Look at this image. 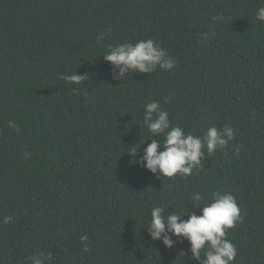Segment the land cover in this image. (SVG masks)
<instances>
[{"label":"trees","instance_id":"trees-1","mask_svg":"<svg viewBox=\"0 0 264 264\" xmlns=\"http://www.w3.org/2000/svg\"><path fill=\"white\" fill-rule=\"evenodd\" d=\"M261 6L0 0V264H30L41 252L46 264H200L187 240L166 247L145 224L154 206L199 215L193 193L202 204L217 190L231 192L241 210L226 232L237 248L232 264H264ZM102 32L109 34L98 41ZM149 38L174 69L113 79L103 58L109 47ZM76 71L88 80L59 78ZM154 100L185 132L202 136L228 124L235 137L211 155L205 149L202 167L187 178L157 177L137 160L151 139H164L143 123Z\"/></svg>","mask_w":264,"mask_h":264},{"label":"clouds","instance_id":"clouds-1","mask_svg":"<svg viewBox=\"0 0 264 264\" xmlns=\"http://www.w3.org/2000/svg\"><path fill=\"white\" fill-rule=\"evenodd\" d=\"M255 16L257 20L264 22V6L256 10ZM213 19L223 20V17ZM109 32L100 33L96 39L102 40ZM103 58L110 62L113 79L116 80H127L129 76L126 74L130 71L151 73L158 66L170 71L176 66V61L151 38L134 44L125 42L110 46ZM59 78L69 83L82 84L89 77L86 73L76 71L73 74H59ZM143 123L154 136L164 137L163 141L151 139L143 149V155L137 158L138 162L157 177L171 178L179 175L187 178L194 170L199 171L202 167L205 149L211 155L218 148L228 147L229 141L235 137L234 129L228 124L222 128L210 126L202 136L185 132L181 126L171 124L168 112L162 110L160 102L155 100L144 106ZM8 126L19 131L13 121H9ZM235 152L239 153L238 147ZM191 199L194 201L193 207L202 206L199 215L190 208L178 213L154 206L151 209V220L145 224L150 238L160 240L169 248L174 247L177 242L187 240L190 258L200 261V264H232L237 248L226 239V232L242 219L235 196L231 192L217 190L211 194L210 202L201 204L203 198L199 192H194ZM186 214L187 219L184 218ZM11 220V216H6L3 223L8 224ZM87 239L86 235L81 236L82 241ZM202 254L204 259H201ZM47 259L43 252L29 257L30 264H46Z\"/></svg>","mask_w":264,"mask_h":264}]
</instances>
